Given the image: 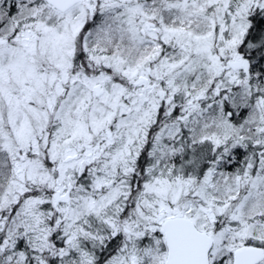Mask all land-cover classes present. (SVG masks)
Listing matches in <instances>:
<instances>
[{
  "label": "snow or ice",
  "instance_id": "obj_1",
  "mask_svg": "<svg viewBox=\"0 0 264 264\" xmlns=\"http://www.w3.org/2000/svg\"><path fill=\"white\" fill-rule=\"evenodd\" d=\"M0 264H264V0H0Z\"/></svg>",
  "mask_w": 264,
  "mask_h": 264
}]
</instances>
